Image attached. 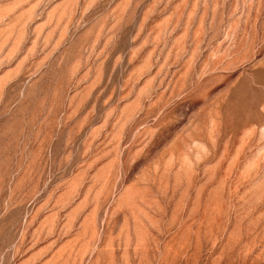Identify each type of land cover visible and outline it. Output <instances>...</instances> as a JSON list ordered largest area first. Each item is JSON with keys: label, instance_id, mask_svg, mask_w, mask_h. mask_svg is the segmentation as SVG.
Here are the masks:
<instances>
[{"label": "rangeland", "instance_id": "1", "mask_svg": "<svg viewBox=\"0 0 264 264\" xmlns=\"http://www.w3.org/2000/svg\"><path fill=\"white\" fill-rule=\"evenodd\" d=\"M0 264H264V0H0Z\"/></svg>", "mask_w": 264, "mask_h": 264}]
</instances>
